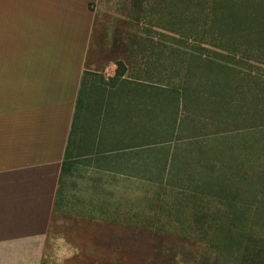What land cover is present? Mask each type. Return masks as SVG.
I'll list each match as a JSON object with an SVG mask.
<instances>
[{
    "label": "crops",
    "instance_id": "1",
    "mask_svg": "<svg viewBox=\"0 0 264 264\" xmlns=\"http://www.w3.org/2000/svg\"><path fill=\"white\" fill-rule=\"evenodd\" d=\"M101 3L0 0V264L149 262L196 223L182 155L208 138L165 134L166 89L94 68Z\"/></svg>",
    "mask_w": 264,
    "mask_h": 264
},
{
    "label": "rangeland",
    "instance_id": "2",
    "mask_svg": "<svg viewBox=\"0 0 264 264\" xmlns=\"http://www.w3.org/2000/svg\"><path fill=\"white\" fill-rule=\"evenodd\" d=\"M96 12L94 68L122 62L126 78L166 89L165 134L208 138L182 155L196 162L181 181L198 192L196 223L180 240L151 236L160 254L137 263L264 264V0H102Z\"/></svg>",
    "mask_w": 264,
    "mask_h": 264
},
{
    "label": "trees",
    "instance_id": "3",
    "mask_svg": "<svg viewBox=\"0 0 264 264\" xmlns=\"http://www.w3.org/2000/svg\"><path fill=\"white\" fill-rule=\"evenodd\" d=\"M121 66H122V63H119V64H118V67H121ZM223 118H227V116H222V119H223Z\"/></svg>",
    "mask_w": 264,
    "mask_h": 264
}]
</instances>
